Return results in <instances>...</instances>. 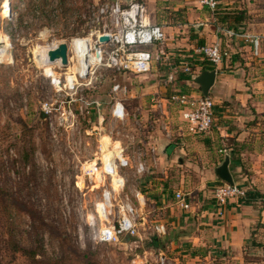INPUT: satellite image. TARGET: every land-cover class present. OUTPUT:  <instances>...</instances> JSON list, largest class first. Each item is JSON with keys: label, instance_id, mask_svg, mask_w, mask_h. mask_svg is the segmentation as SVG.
<instances>
[{"label": "rangeland", "instance_id": "374dc122", "mask_svg": "<svg viewBox=\"0 0 264 264\" xmlns=\"http://www.w3.org/2000/svg\"><path fill=\"white\" fill-rule=\"evenodd\" d=\"M117 1L121 6L131 1L144 3L149 15L159 11L171 27L166 32L165 56L145 76L93 69L91 78L74 88L58 90L59 82L55 86L52 79L64 85V75H73L79 67L77 59L70 52L68 67L60 68L47 62V55L40 58L36 49L89 38L83 31L97 29L91 20L98 9ZM185 1L11 0L13 18L6 22L0 17V264H160L161 258L165 264H221L184 259L166 248L168 242L161 235L156 234L154 245L149 237L155 235V227L165 224L150 194L147 204L138 201V194L145 198L149 192L151 177L160 179L168 167L165 159L152 152L154 147L182 139L180 129L184 128L177 109L169 103L168 91L186 87L187 78L177 62L189 59L194 75L198 72L194 59L202 57L196 48L187 51L181 44L199 43L194 32L203 28L201 22L208 16L222 20L216 27L226 30L230 25L231 15L226 14L230 12L213 14L200 9L202 21L194 19L191 26H179L189 23ZM104 23H108L106 15ZM154 82H160L161 92L148 88ZM116 83L125 89L123 93H112ZM187 86L199 91L190 82ZM115 100L125 106L123 121L111 116ZM106 137L123 149L125 163L118 166L126 180L123 195L138 211V238L122 236L116 244L97 239L104 228L97 211L103 187L96 173L87 175L90 164L101 156L99 145L106 143ZM152 137L153 144H149ZM137 157L147 168L140 175L135 170ZM153 157L159 159L157 165L151 162ZM186 160L168 168L173 173L169 185H182L186 192L187 184L174 174L179 172L192 176L191 190L195 191L200 179ZM116 213L117 208L115 219Z\"/></svg>", "mask_w": 264, "mask_h": 264}, {"label": "crops", "instance_id": "0c3cea01", "mask_svg": "<svg viewBox=\"0 0 264 264\" xmlns=\"http://www.w3.org/2000/svg\"><path fill=\"white\" fill-rule=\"evenodd\" d=\"M218 2V11H228L230 13L226 14L231 15L226 30L258 37L260 55L253 57L249 44L219 33L218 29L222 26L216 27V24L220 18L208 16L202 21L199 10H208L195 1H185L189 23L179 26H191L194 19H199L203 28L194 32L199 43L192 40L187 44L180 43L181 46L188 51L198 50L199 45L220 43L230 52V58L212 69H216L214 85L209 91L215 105L212 129L204 136L193 137L182 133L180 141H164L160 145L156 142L158 146L152 152L165 159L164 164L168 167L160 179L151 177L147 186L149 192L145 196L151 195L150 200L158 209L156 213L165 224L160 226L165 228V234L161 236L168 242L166 248L178 256L221 264H264V0ZM195 8L197 10L194 11ZM237 15L242 19L235 23ZM148 16L152 23L163 26L165 32L171 28L166 20H162L159 11ZM194 62L198 70L194 76L210 66L203 58L195 57ZM158 86L160 82H154L148 88L153 93L161 92L162 88ZM180 89L191 88L186 83V87ZM153 139L149 144H153ZM169 143L173 146L167 158L159 152ZM221 151H226V154ZM225 156L229 157L228 170L233 182L252 194L253 198L246 201L233 199L218 207L213 200V188L224 182L216 179L215 170ZM186 157V161L190 162L188 165L194 168L195 176L200 179L195 191L191 190L195 182L192 176L179 172L174 174L176 179L187 184L186 192L182 190V185L178 188L169 185L173 173L168 168H173L176 161L182 165L181 160ZM158 161L153 157L151 162L157 165ZM177 192L184 195L189 206L187 210L176 202ZM138 197L141 198L138 199L139 204H147V196L144 198L138 194Z\"/></svg>", "mask_w": 264, "mask_h": 264}, {"label": "built area", "instance_id": "2783aa9c", "mask_svg": "<svg viewBox=\"0 0 264 264\" xmlns=\"http://www.w3.org/2000/svg\"><path fill=\"white\" fill-rule=\"evenodd\" d=\"M9 1L10 6L3 8L4 3ZM200 7L207 9L211 13H216L219 10L218 0H194ZM99 10V11H98ZM98 14L93 21L94 27L90 28L85 33L89 38H74L68 46V64L70 61L69 53H75L71 47L74 41L89 40L91 45L90 54L98 53V59L95 62H90L89 70H86V76H82L81 66L71 76L64 75L65 84L62 85L59 81L60 88H74L79 85V82L86 81L91 78L92 70H111L117 75L130 74L134 76L146 75L151 72L153 64L161 60L165 53L163 47L167 40L164 27L151 22L145 5L141 2L131 1L126 6H121L117 1L110 6H103L98 9ZM108 17V23H104V16ZM2 21H10L13 18V8L11 0H0V17ZM95 20V21H94ZM100 20L103 24L100 23ZM219 33L226 35L227 38L237 39L242 43L249 44L252 47L251 55L257 58L260 55L259 45L260 39L247 33H237L233 30L218 29ZM107 36L109 42L101 44L99 39ZM59 43H51L47 49L52 50L57 48ZM95 49V50H94ZM160 49L159 51H157ZM197 53L207 61L211 68H216L224 59L230 58V52L222 47L220 43H212L204 45L197 50ZM192 58V57H189ZM77 59V58H76ZM64 68L60 62L58 65ZM68 67V66H67ZM216 70V69H215ZM181 71L183 75L193 76L188 63L182 64ZM171 82V79L170 81ZM192 83L187 81V83ZM189 85V84H188ZM194 85V84H193ZM196 87V86H195ZM191 88V86H190ZM125 91L119 84H114L112 93L118 95ZM168 100L178 112L182 133L186 135L199 137L210 132L214 123V102L208 97H204L200 91L196 92L192 88L190 90H169ZM160 107V105H158ZM72 114V113H71ZM111 116L113 119L123 121L127 117V112L123 103L115 100ZM169 137V135H167ZM106 143L99 145L100 157L91 163L87 171L88 176H94L98 184L103 187L102 203L98 207L99 222L104 225L97 233V239L106 244H116L120 237L138 238L137 233V217L138 212L132 206L128 196L123 195L126 187V180L119 171V164H124L123 149L117 141L110 137H106ZM226 154V151H221ZM100 166H97L96 162ZM135 170L138 175L146 172V164L137 157L135 161ZM93 174V175H92ZM93 176V177H94ZM110 181V184H108ZM118 199V203L116 202ZM246 201L248 192L240 186L229 185L227 183L217 184L213 188V200L218 207L225 206L230 200ZM176 202L181 204L182 209L187 210L188 204L184 200V195L181 192L175 194ZM117 203V204H115ZM117 208V218L115 219V209ZM110 220H112L110 222ZM155 234L164 235V226L155 227ZM161 258L160 264H165Z\"/></svg>", "mask_w": 264, "mask_h": 264}, {"label": "water", "instance_id": "95a60500", "mask_svg": "<svg viewBox=\"0 0 264 264\" xmlns=\"http://www.w3.org/2000/svg\"><path fill=\"white\" fill-rule=\"evenodd\" d=\"M99 42L101 44H106L109 42V38L107 36L101 37L99 39ZM12 53V50H11ZM68 46L66 43H60L57 48L49 50L47 52V59L49 63H54L56 61H59L60 64L63 67H67L68 66ZM82 76H86V71L82 72ZM215 76H216V71L215 70H210V71H203L201 72V74L197 75V76H192L191 80L194 84V86L198 87L200 89L201 94L204 97H208L209 96V91L212 88V86L214 85V81H215ZM172 144H166L164 145L161 150H160V154L164 155L168 158L169 156V149L172 148ZM228 165H229V157L225 156L224 161L222 162V164L216 168L215 170V175H216V179L218 181L227 183L229 185H233V179L232 176L228 170ZM157 240H158V236L155 235H151L149 237V241H151L154 245H157ZM156 249V248H155Z\"/></svg>", "mask_w": 264, "mask_h": 264}, {"label": "bare ground", "instance_id": "6f19581e", "mask_svg": "<svg viewBox=\"0 0 264 264\" xmlns=\"http://www.w3.org/2000/svg\"><path fill=\"white\" fill-rule=\"evenodd\" d=\"M9 3H10L9 1H6L4 3L3 8L9 7L10 6ZM71 47L73 49V52L76 55L78 65L82 67L81 69L79 67V70H81V72H84L87 70L88 72L91 60L94 59L96 61V59H98V53L90 54L91 45L88 40L74 41L73 43H71ZM36 50L39 53V57L42 59L45 57V55H47V52H48L47 47L38 48ZM0 54H2L1 51H0ZM58 63L59 61H56L53 64H58ZM48 72H50V70H48Z\"/></svg>", "mask_w": 264, "mask_h": 264}, {"label": "trees", "instance_id": "16d2710c", "mask_svg": "<svg viewBox=\"0 0 264 264\" xmlns=\"http://www.w3.org/2000/svg\"><path fill=\"white\" fill-rule=\"evenodd\" d=\"M239 19L241 20L242 17L237 15L236 17H234V21L233 22L237 23V22H239ZM221 21L222 20L219 19V22H221ZM189 61H190L189 59H186V60L178 61L177 63L180 64V65H182V64L188 63ZM207 65H208V63H207ZM212 69L213 68H211L210 66L203 68L204 71H206V70H212ZM184 76H186V78H187L186 80L187 81H191V77L189 75H184ZM198 90L200 91L199 88H198ZM251 198H253V195L249 193L248 194V199H251ZM127 239L129 240V238H127Z\"/></svg>", "mask_w": 264, "mask_h": 264}, {"label": "flooded vegetation", "instance_id": "af4514ba", "mask_svg": "<svg viewBox=\"0 0 264 264\" xmlns=\"http://www.w3.org/2000/svg\"><path fill=\"white\" fill-rule=\"evenodd\" d=\"M154 243V242H153Z\"/></svg>", "mask_w": 264, "mask_h": 264}]
</instances>
